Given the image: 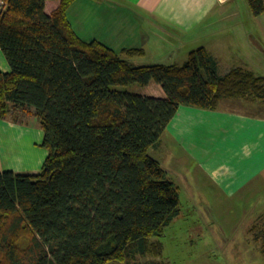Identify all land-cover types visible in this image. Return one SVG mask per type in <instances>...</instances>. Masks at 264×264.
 <instances>
[{"label": "trees", "instance_id": "trees-1", "mask_svg": "<svg viewBox=\"0 0 264 264\" xmlns=\"http://www.w3.org/2000/svg\"><path fill=\"white\" fill-rule=\"evenodd\" d=\"M0 49V120L32 115L48 156L36 174L0 172V264H124L162 250L153 238L180 215L178 188L150 150L181 106L217 110L223 100L264 105V76H224L201 47L182 64L136 66L143 49L118 53L84 41L67 11L76 0H6ZM264 14V0H247ZM160 85L165 99L114 86Z\"/></svg>", "mask_w": 264, "mask_h": 264}, {"label": "crops", "instance_id": "crops-1", "mask_svg": "<svg viewBox=\"0 0 264 264\" xmlns=\"http://www.w3.org/2000/svg\"><path fill=\"white\" fill-rule=\"evenodd\" d=\"M59 3L60 0L47 1L46 13L51 15ZM225 3L219 0H76L68 9L67 17L84 41H100L118 53L125 49H143L144 55L131 59L136 66L182 65L192 51L204 47L217 60L218 73L222 76L235 68L253 71L250 68L257 66L258 60L242 64L236 59L234 65L219 57L223 50L230 54L236 51L229 41L223 43L226 49L218 50L212 47L214 43L204 39L212 33L209 28L222 18L217 11ZM245 55L248 58V52ZM10 70L0 49V71ZM140 91L136 94L166 98L164 89L155 82ZM234 104V100L227 101L217 110L180 107L161 143L153 148L159 154L154 158L170 181L175 184L173 173L184 171L191 174L197 186H211L214 192L220 191L228 198L243 194L249 199L252 193L264 191V115L247 113L234 108ZM33 119L30 115L24 123L0 120L3 135L17 136L16 150L25 147L21 141L30 134L28 127ZM7 148L10 153L16 151L11 144ZM26 156L27 153L15 157L26 161ZM32 160L29 169L35 172L30 174H36L43 163L41 154L32 156ZM25 166L19 165L23 169ZM4 167L0 162V169ZM260 210L263 212L253 214L254 217L251 213L247 215L248 236L251 225L257 224L263 231L259 241H264V207Z\"/></svg>", "mask_w": 264, "mask_h": 264}, {"label": "rangeland", "instance_id": "rangeland-1", "mask_svg": "<svg viewBox=\"0 0 264 264\" xmlns=\"http://www.w3.org/2000/svg\"><path fill=\"white\" fill-rule=\"evenodd\" d=\"M217 12L222 18L209 28L212 33L210 37L209 34L204 36V39L214 43L212 47L218 50L226 49L223 43L229 41L228 44L234 46L236 51L230 54L223 50L219 57L234 65L236 59L242 64H253L258 60L257 66L249 68L257 75L264 76V14L254 16L247 0H230L220 4ZM245 52H248V58ZM112 89L130 93L142 92V87L138 84L114 86ZM227 101L233 100H223L220 107L226 105ZM234 103V108L250 114L264 115V105L261 103L246 100H234ZM28 128L30 134L21 141L25 147L19 150H16L17 136L3 135L0 131V162L5 166L0 172L30 174L35 172L29 169L33 163L32 156L41 154L43 163L46 160L48 150L42 146L44 132L40 122L35 118L31 120ZM7 144H11L16 151L10 153ZM25 153L26 161L15 157ZM150 154L153 158L159 157L153 148ZM19 165H26L27 168L23 169ZM15 168L20 170L15 171ZM172 177L178 188L180 215L166 228L164 236L152 239V242L162 244L161 252L139 256L124 264H264V241H259L263 231L257 224H252L251 234L248 236L247 218L250 213L254 217L253 214L263 212L260 209L264 207V191L252 193L249 199L243 194L228 198L220 191L214 192L211 186H197L188 172L176 171ZM249 206L252 207L251 210L247 209Z\"/></svg>", "mask_w": 264, "mask_h": 264}, {"label": "built area", "instance_id": "built-area-1", "mask_svg": "<svg viewBox=\"0 0 264 264\" xmlns=\"http://www.w3.org/2000/svg\"><path fill=\"white\" fill-rule=\"evenodd\" d=\"M8 3L6 0H0V13H3L7 10Z\"/></svg>", "mask_w": 264, "mask_h": 264}, {"label": "water", "instance_id": "water-1", "mask_svg": "<svg viewBox=\"0 0 264 264\" xmlns=\"http://www.w3.org/2000/svg\"><path fill=\"white\" fill-rule=\"evenodd\" d=\"M221 3H225V2H227V1H229V0H219Z\"/></svg>", "mask_w": 264, "mask_h": 264}]
</instances>
